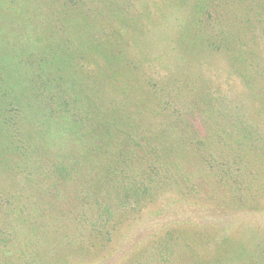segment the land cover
Here are the masks:
<instances>
[{
	"label": "trees",
	"instance_id": "16d2710c",
	"mask_svg": "<svg viewBox=\"0 0 264 264\" xmlns=\"http://www.w3.org/2000/svg\"><path fill=\"white\" fill-rule=\"evenodd\" d=\"M201 1L192 17L179 20L173 19L175 11L165 13L162 22L174 23L177 29L176 51L172 52L173 46L162 48L168 37L159 35L151 41L159 42L161 49L154 52L152 46L144 52L136 43L122 44L121 27L113 42L102 38L109 25L99 18L111 10L110 0H0V77L6 85L12 84L11 90L24 82L35 89L34 84L46 80L56 106L30 105L40 117L24 130L28 142L20 134L7 137L17 158H0V170L10 176L11 185L5 195L9 207L0 196V264H22L24 226L33 224L37 214L43 220L77 222L78 230L67 231L80 242L90 241L86 252L94 250L96 264L123 239L128 223L144 221L159 223L148 235L153 239L151 264H165V257H159L164 249L177 248L200 226L194 222L187 235L184 225L167 220L175 214L168 210L170 198L177 195L191 199L195 207L221 208L234 215L230 219L263 216L264 113H245L247 124L240 122L238 129L231 126L236 113L230 111L213 112L206 119L201 96L207 86L201 73L192 70L207 50L227 59L233 41L249 40L261 55L258 62L264 63L259 39L264 35V0ZM120 16L111 28L121 26ZM57 17L67 30L66 38L73 39L76 28L89 30L90 41L80 42L91 50L65 54L66 60L55 62L54 51L64 41ZM156 23L159 31L160 17ZM140 35L146 33L142 30ZM77 56L93 65L81 76ZM152 59L179 60L180 66L176 72L170 66L159 70L148 63ZM17 65L26 66L15 70ZM44 67L53 68L50 71L57 77L47 75ZM88 74L86 82L82 77ZM90 81L91 88L82 84ZM259 82L251 92L261 105L264 82ZM194 110H199V117H193ZM218 228L212 224L201 230ZM262 231L251 251L235 264H264ZM234 249L245 253L236 244L229 252ZM192 252L199 258L205 248L194 245ZM201 264L216 263L206 259Z\"/></svg>",
	"mask_w": 264,
	"mask_h": 264
},
{
	"label": "rangeland",
	"instance_id": "374dc122",
	"mask_svg": "<svg viewBox=\"0 0 264 264\" xmlns=\"http://www.w3.org/2000/svg\"><path fill=\"white\" fill-rule=\"evenodd\" d=\"M198 1L201 0H110L111 10L106 13L105 17L99 18L100 22L109 25L108 31L102 35V38H108L113 42L121 27L123 45L126 46L136 43L138 48L144 52L154 46V50H152L156 52L161 48L159 42L156 45V43L151 41V37L157 39L159 35H166L168 37V39H165L167 43L164 44L162 48H170L173 46L172 52H174L177 50L175 42L178 36L177 33L175 34L174 32V29H176L174 28V23L164 24L162 22L164 17H166L165 13L175 11L173 19L176 18L179 20L192 17L197 14L196 6L198 5ZM120 9L125 10V13H118ZM116 15H122L120 16L121 26L118 24L111 28L112 24L115 23L113 19ZM230 15L231 14H227L226 16ZM159 17L160 25L158 28L159 31H157L156 19ZM47 18L51 20V16L48 13ZM79 20L84 21L83 19ZM56 24L60 28L61 38L64 41L60 44V47L54 51L55 55H53V60H55V62L58 63L66 60L67 57L65 54L72 56V54L77 55L80 52L91 50L89 47L82 46L83 41H90L89 30L78 31L76 28L74 38L69 39L68 37L66 38L67 30L62 26L63 24L60 17H57ZM142 30L146 33L144 37L140 35ZM78 37L79 39L77 40ZM259 39L263 44V46H260L262 50L261 53H264V35L259 36ZM147 42H150L151 46H147ZM95 45L99 47L97 46L98 44ZM230 45V53L227 59L216 53H208L209 50L203 52L200 63L197 62L192 72H200L207 86L204 88L201 96L203 106L207 109L206 119L210 113L223 114L224 110L230 111L231 114L236 113L231 126L238 129L240 122L245 123L243 120V115H246L245 113H264V103L262 104L260 102L261 105L256 103L257 99L252 96L251 92L255 89L259 81L264 82V63L258 62V57L261 58V55L257 49L252 47L249 40H246L244 44H238L237 41H233ZM3 49L6 50L5 47ZM112 51L114 50L112 49ZM75 59L76 61H80L81 57L77 56ZM168 61H159V59L156 61L152 59V62L148 63L150 65L151 63L152 65L156 64L159 70H166V68L170 66L173 68V71L176 72L180 66L177 64L179 60L173 61L168 59ZM78 64L82 67L79 69L80 76L84 70H91V68H93V65H89L90 63L88 64L87 60H81ZM8 66L11 67L12 65L10 66L8 64ZM25 66L26 65H22L20 68L19 65H17L15 70H23ZM54 68L56 69L57 67ZM41 69L47 72V75L51 74L52 77L56 76L50 71L54 70L53 68L44 67ZM75 71H77V69ZM21 73L24 75L23 71H21ZM90 77L91 75L88 74L82 78L88 82ZM76 79L78 80L77 77ZM46 83L49 85V82L46 80L41 84H34L35 89H32L27 87L28 84L24 82L22 86L14 87V90H11L12 84H10V86L6 85L5 81L0 77L1 159H8L11 161L17 158L16 154L12 153L13 148L11 149V145L13 143H11L10 139L7 137H14L20 134L19 138L26 142L27 137L25 136L26 133L24 130H29L33 124L37 123L40 114H33L30 105L31 107H44V109L48 107V105H50L49 108H56L49 94L51 88L45 85ZM65 83L66 87L70 84L68 82ZM82 84H88V87L91 88L93 81L89 83L82 82ZM241 87L244 94L240 92ZM124 94H128V91ZM38 96H44L45 98ZM39 100H41L40 104H38ZM194 113L193 117H199V110H194ZM196 118L194 122H192L197 127L199 125L196 122ZM210 118L212 121V117ZM215 128L209 127V129ZM32 142H34V140H32ZM36 144L41 145V141H38ZM258 147L260 150V145ZM21 164L24 166L23 163ZM9 177L10 176L7 175L5 170H0V196L5 199L4 205L7 207H9L7 205L9 203L7 200L9 196L6 198L5 195H9L11 188ZM261 178L264 177L262 176ZM261 191L264 192V188H262ZM162 198L167 201L165 195H162ZM170 199L172 202L168 210L173 209L175 214L171 215L167 219L168 221L175 224L180 222L181 225L185 226L187 235L191 234L194 222L199 221L200 226L197 234L191 235L187 241L181 242L177 248L171 251L164 249L159 257H165V264H201L202 261L206 259L212 260L216 264H235V260L245 256L251 251L252 247L255 246L254 241L257 240L259 234L263 233L264 210L263 216H260L259 213H254L249 220H242L237 217L230 219L228 216L230 215V217H232L234 215L226 211L228 213L227 215L221 208L210 209L211 207H209V209H206L195 207L191 199H187L181 195H177ZM177 209L178 213H176ZM259 209L261 211V208ZM147 220H149V223L150 221L152 222L150 218ZM157 224L159 223L148 224L147 221H144L143 224L138 222L128 223L126 231L123 232V239L117 240L115 245L107 251L106 257L99 260V264H123V262H127V264H151L153 252L149 249V246L153 243V239L148 235L151 230L158 228ZM212 224L219 226L221 232L219 233V228L216 231L206 233L201 230L203 226H212ZM73 228L78 230L79 224H77V222L60 223L43 220L41 216L37 214L36 221L33 224H26L24 226L27 238L25 240L26 250L23 251L22 256L20 255L19 257V259L22 258V264H96L94 250L91 251L90 248L89 252H86L90 241L80 242L75 234H69ZM221 233H223L225 237L222 236ZM199 244L205 248V253L200 254L199 258H197L192 252V249L194 245ZM233 244H236L238 248H244L245 253L240 255L237 249H234L233 252H229ZM1 259H3V257H0V261Z\"/></svg>",
	"mask_w": 264,
	"mask_h": 264
}]
</instances>
